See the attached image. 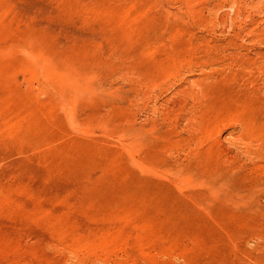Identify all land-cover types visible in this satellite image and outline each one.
I'll use <instances>...</instances> for the list:
<instances>
[{"label":"rangeland","instance_id":"1","mask_svg":"<svg viewBox=\"0 0 264 264\" xmlns=\"http://www.w3.org/2000/svg\"><path fill=\"white\" fill-rule=\"evenodd\" d=\"M0 264H264V0H0Z\"/></svg>","mask_w":264,"mask_h":264}]
</instances>
